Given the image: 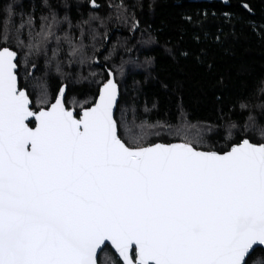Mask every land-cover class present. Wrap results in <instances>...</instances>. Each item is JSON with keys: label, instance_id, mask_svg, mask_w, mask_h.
<instances>
[{"label": "snow or ice", "instance_id": "6c2138e0", "mask_svg": "<svg viewBox=\"0 0 264 264\" xmlns=\"http://www.w3.org/2000/svg\"><path fill=\"white\" fill-rule=\"evenodd\" d=\"M79 7L0 4V264H98L109 246L119 264H264V118L193 124L181 108L174 122L137 125L122 104L127 61L109 63L115 46L103 56L107 32L93 24L112 16L90 11L74 23ZM109 7L140 30L123 3ZM239 8L255 15L252 0ZM40 55L57 72L96 64L77 81L91 78V96L67 106L63 73L51 95L33 76ZM217 128L223 143L207 138Z\"/></svg>", "mask_w": 264, "mask_h": 264}, {"label": "trees", "instance_id": "16d2710c", "mask_svg": "<svg viewBox=\"0 0 264 264\" xmlns=\"http://www.w3.org/2000/svg\"><path fill=\"white\" fill-rule=\"evenodd\" d=\"M228 1L226 4L191 0H97L100 8L94 10L87 6V0H68L80 5L78 11L71 12L74 23L80 13L85 19L90 11L101 18L111 14L106 28L99 27L98 21L93 24L101 33L107 32V40L100 49L103 56L115 46L109 63L119 67L121 60L127 61L120 77L122 104L134 108L137 125L145 116L150 120L174 122L182 108L193 124L203 121L224 127L229 119L242 123L248 111L264 118V91L260 83L264 81V0H252L255 15L239 8L242 0ZM4 2L0 0V4ZM17 2L27 10L43 4V0ZM64 2L49 0L58 7ZM120 3L140 21V30L134 34L130 24L118 21L109 7ZM234 15H242L244 19H233ZM51 47L54 45L49 46V56ZM103 56L99 57L101 61ZM146 58H151L150 65L144 63ZM30 59L37 64L33 76L47 83L51 95L58 91L62 73L66 74L63 82L68 86L69 107L73 103L79 105L95 90L91 78L77 81L80 76L87 77L90 71H100L96 64L91 68L64 64L61 72H57L55 62L46 64L43 55ZM21 71L23 76V64ZM29 90L35 100L38 89L30 87ZM241 103L248 105L247 111H241ZM145 106L151 112L145 113ZM222 114L223 120L218 118ZM128 115L131 120V110ZM224 135V129L217 128L208 132L207 138L210 142L223 143ZM98 262L119 264V258L109 246L100 253Z\"/></svg>", "mask_w": 264, "mask_h": 264}, {"label": "water", "instance_id": "95a60500", "mask_svg": "<svg viewBox=\"0 0 264 264\" xmlns=\"http://www.w3.org/2000/svg\"><path fill=\"white\" fill-rule=\"evenodd\" d=\"M191 1H194V2H213V1H220V2H224V3H229V1L228 0H191ZM66 96H67V91H66ZM113 251H114V249H112ZM102 251H98V257H99V255H100V253H101ZM115 252V251H114ZM117 255V254H116ZM118 257V256H117ZM98 264H99V262H98Z\"/></svg>", "mask_w": 264, "mask_h": 264}, {"label": "rangeland", "instance_id": "374dc122", "mask_svg": "<svg viewBox=\"0 0 264 264\" xmlns=\"http://www.w3.org/2000/svg\"><path fill=\"white\" fill-rule=\"evenodd\" d=\"M135 31L132 32V34H134Z\"/></svg>", "mask_w": 264, "mask_h": 264}]
</instances>
